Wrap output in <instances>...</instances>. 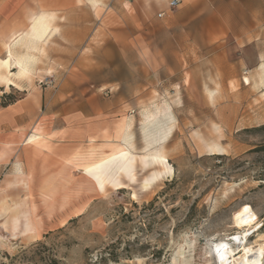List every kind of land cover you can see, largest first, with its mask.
<instances>
[{
    "label": "rangeland",
    "instance_id": "obj_1",
    "mask_svg": "<svg viewBox=\"0 0 264 264\" xmlns=\"http://www.w3.org/2000/svg\"><path fill=\"white\" fill-rule=\"evenodd\" d=\"M17 1L21 23L47 12L58 31L31 75H11L18 86L0 81V264H173L180 249L188 264H217L213 244L242 232L234 217L245 206L259 219L250 241L261 242L264 92L253 66L264 50L225 32L211 37L206 11L183 0L172 10L171 0ZM168 107L171 172L152 182L163 167L143 165V120ZM129 128L132 173L96 190L68 165L124 147ZM36 133L47 149L25 145ZM18 163L32 175L27 188ZM48 183L51 198L42 194ZM31 203L38 234L26 224L22 205Z\"/></svg>",
    "mask_w": 264,
    "mask_h": 264
},
{
    "label": "bare ground",
    "instance_id": "obj_2",
    "mask_svg": "<svg viewBox=\"0 0 264 264\" xmlns=\"http://www.w3.org/2000/svg\"><path fill=\"white\" fill-rule=\"evenodd\" d=\"M89 1L93 3L94 7L96 6L97 0ZM54 20V14L41 12L33 17L31 24L26 31L13 35V38L6 43V58L0 60L1 82L7 86H18L16 82L10 78L11 75L15 74V77L20 78L32 74V65L37 61L36 53L44 54L46 45L58 31L53 25ZM18 48H24L25 51H23L22 54L17 55L15 51ZM3 69L6 70V73L4 74L2 73ZM16 69L17 72L13 73V70ZM259 73L261 84L264 85V64L260 67ZM245 82L249 85V78H245ZM170 112L171 108L168 107L158 114L148 113L144 116L143 132L145 135L146 148L149 150L146 151V155L143 157V165L148 168L155 164H160L163 167L161 172L153 175L152 182L158 179L162 174L171 172V167L167 162L163 148V145L166 143L174 127ZM35 135L36 136L26 141L25 145L33 146L37 150L47 149L48 147L41 143V136H39L40 133H36ZM123 140L126 142L124 147L120 145L117 151L103 153L95 159L90 157L71 160L68 162V165L79 168L84 179L90 182L96 190L103 189L111 179L124 174H130L135 167L136 156L132 152L133 144L130 142V128L126 131ZM212 151L216 154L219 151H222V148L218 147ZM66 167L67 166H64V168L61 169V172L63 175L65 174V176L69 174V168ZM15 171L17 183H22L26 188L29 187L30 181H32L30 179L32 175L30 176V174L26 172L24 173L20 163L16 164ZM151 183L148 185H151ZM56 193L57 192L51 183H48L42 192L44 196H50V198ZM22 206H26L28 209V216L26 217V224H28L29 228L28 231L30 233L35 232L38 234V230L34 225L40 224L36 204L31 203V205L28 206L27 204H24ZM22 206H16L14 209L15 214L13 217L14 224L16 225L20 222L21 211H23ZM258 220V215L249 206H245L235 213V226L242 232L233 235L230 239L213 244L212 250L217 264H264V235H259L260 238H262V240H260L261 242L256 241L252 243L250 241V236L256 231L255 228L257 227L256 223ZM181 259L183 264H188L191 259L186 257V253L183 249H180L177 252L173 264H179Z\"/></svg>",
    "mask_w": 264,
    "mask_h": 264
},
{
    "label": "crops",
    "instance_id": "obj_3",
    "mask_svg": "<svg viewBox=\"0 0 264 264\" xmlns=\"http://www.w3.org/2000/svg\"><path fill=\"white\" fill-rule=\"evenodd\" d=\"M13 1L14 0H0V53L2 54L5 53V43L8 41L10 35L14 31H25L26 29H28L33 17L41 13V11L38 13H34L29 18V24L25 22L21 23V17L25 15V8H20V4L18 5V1L17 6L12 5L14 3ZM171 1H169L167 4L168 10H172L169 5ZM183 1H186L187 4L193 6L196 10L202 9L206 11V16H202V18L204 20L211 21V37H214V35L218 36L219 32H225V38L228 39L229 37H233L234 41L239 46H241L240 43L245 42L243 41L245 39L246 45H253L258 51L264 50L261 48V46L264 45V0ZM88 3L90 4L89 0ZM178 3L179 4L177 8L180 7L181 0H178ZM206 5H209L208 9ZM237 20H243L245 22L244 24H240L236 22ZM16 51L15 53L18 55ZM257 60L258 64L256 66H253V68H255L256 70L258 69V80L256 81V85L262 87V92H264V85L261 84L259 74L260 67L264 64V60L259 57ZM36 64L37 61L32 65L33 69L35 68ZM251 73L254 72L251 71ZM245 78H249V86L252 85L251 77L249 76Z\"/></svg>",
    "mask_w": 264,
    "mask_h": 264
},
{
    "label": "built area",
    "instance_id": "obj_4",
    "mask_svg": "<svg viewBox=\"0 0 264 264\" xmlns=\"http://www.w3.org/2000/svg\"><path fill=\"white\" fill-rule=\"evenodd\" d=\"M178 0H172L171 2H170V8L171 9H175V8H177L178 7ZM165 15V13L163 12L162 14H161V16L163 17Z\"/></svg>",
    "mask_w": 264,
    "mask_h": 264
},
{
    "label": "trees",
    "instance_id": "obj_5",
    "mask_svg": "<svg viewBox=\"0 0 264 264\" xmlns=\"http://www.w3.org/2000/svg\"><path fill=\"white\" fill-rule=\"evenodd\" d=\"M262 129H264V126L262 127ZM258 151H264V146H262L261 148H258Z\"/></svg>",
    "mask_w": 264,
    "mask_h": 264
}]
</instances>
